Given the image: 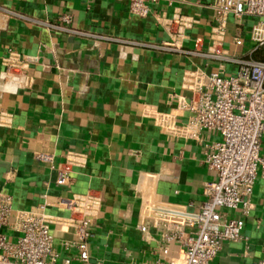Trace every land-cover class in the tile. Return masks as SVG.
Segmentation results:
<instances>
[{"label": "crops", "instance_id": "obj_1", "mask_svg": "<svg viewBox=\"0 0 264 264\" xmlns=\"http://www.w3.org/2000/svg\"><path fill=\"white\" fill-rule=\"evenodd\" d=\"M147 1L148 15L138 17L128 0H0V112L11 115L0 124V195L11 199L10 223L18 211L43 207L61 258L74 253L61 242L75 237L76 226L63 202L91 190L101 197L91 258L154 261L158 243L138 229L143 202L159 198L196 211L203 185L216 177L202 161L219 135L201 131L195 139L181 131L190 117L178 104L190 95L184 75L230 76L240 59L264 61V46L250 39L257 17L230 15L213 48L214 0ZM177 17L190 19L179 49L165 44L164 24ZM11 53L14 67L6 64ZM61 173L68 179L58 184ZM0 232L18 236L8 226ZM241 234L210 264L264 258V175L256 177ZM170 257L181 262L175 245Z\"/></svg>", "mask_w": 264, "mask_h": 264}, {"label": "built area", "instance_id": "obj_2", "mask_svg": "<svg viewBox=\"0 0 264 264\" xmlns=\"http://www.w3.org/2000/svg\"><path fill=\"white\" fill-rule=\"evenodd\" d=\"M212 8L213 48L222 43L230 15L236 19L257 17L250 39L254 48L264 45V0H214ZM128 11L145 17L150 7L147 0H128ZM62 19L70 20L69 16ZM189 25L190 19L183 17L166 22L164 28L170 41L165 44L179 49ZM234 44L241 45L242 39L234 38ZM14 57L11 53L6 59L8 67L17 65L12 61ZM238 63L237 72L230 76L201 70L184 75L190 95L188 99L180 98L178 104L190 117L181 131L195 139L201 131L219 135L208 146L202 161L216 177L203 185L205 200L196 211L159 198L143 202L138 229L145 240L157 241L159 248L157 258L146 264H210L224 242L243 239L241 231L250 212L254 183L258 175H264V61L240 59ZM10 117L0 112V124L8 125ZM67 179L61 173L57 183L63 184ZM63 204L76 224L75 237L61 242L64 249L74 251L65 258L55 247L42 206L40 211L16 212L10 223L11 199L0 195V228L8 226L18 233L15 240H10L0 232V264H101L91 258L88 246L100 211V195L90 190ZM228 211L238 216L229 217ZM171 245L177 247L181 262L170 257ZM257 264H264V258Z\"/></svg>", "mask_w": 264, "mask_h": 264}, {"label": "trees", "instance_id": "obj_3", "mask_svg": "<svg viewBox=\"0 0 264 264\" xmlns=\"http://www.w3.org/2000/svg\"><path fill=\"white\" fill-rule=\"evenodd\" d=\"M264 46V45H263ZM262 47V46H261Z\"/></svg>", "mask_w": 264, "mask_h": 264}]
</instances>
